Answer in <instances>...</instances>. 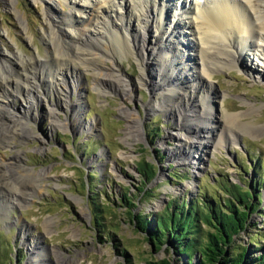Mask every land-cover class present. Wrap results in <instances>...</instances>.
Segmentation results:
<instances>
[{"label": "rangeland", "instance_id": "1", "mask_svg": "<svg viewBox=\"0 0 264 264\" xmlns=\"http://www.w3.org/2000/svg\"><path fill=\"white\" fill-rule=\"evenodd\" d=\"M77 1L82 4V0ZM48 4L57 10L56 14L51 13L53 18L70 21L68 12L74 10L70 0H0V62L13 54L23 59L46 58L49 24L44 10ZM58 26L70 31L65 24ZM159 51L166 54V49ZM147 56L148 53L144 56L123 48L116 53L117 73L134 87L130 100L115 84H96L94 68L80 58L70 62L81 71L76 73L81 77L80 90L74 82L66 87L40 84V98L30 99V109L27 97L11 90L9 96L0 94L5 100L9 98L8 111L13 117L0 116L2 130L13 127L0 139V164L8 163L7 168L18 174L28 172L25 181L29 184L24 190L26 201L21 205L0 207V264H147L161 259L169 264H186V258L168 251V245L152 251L145 235L129 221L127 207L119 198L128 195L136 205L134 213L152 215L169 201L189 200L202 189L207 195L217 189L226 199L228 196L217 188L220 179L243 187L249 182L256 184L258 199L254 202L258 211L249 215L251 225L235 239L245 247L247 256L264 252L263 236L256 234L257 243L251 240L256 232L264 234V57L259 60L254 56L256 67H263L257 78L241 67H225L210 72L211 89L204 86L206 92L193 94L188 90L189 105L185 104L183 113H191L194 104L202 112L207 111L208 104L212 105L216 130H221L223 136L212 147L201 146L205 154L200 156L197 148L180 146L175 136L185 134L178 125L184 121L177 119L183 113L178 109L170 113L173 109L169 105L168 112L148 110L147 104L161 97L151 90L161 80L150 74L148 67L145 84L137 85L140 61L150 62ZM105 64L111 63L107 60ZM152 65L149 66L157 68ZM148 75L156 84L147 81ZM220 94H225L223 100L218 97ZM209 95L212 100L206 98V104L203 100ZM78 98L81 104L75 112ZM247 103H253L257 112L239 117L241 122L235 119L229 123L226 115L245 112ZM24 109L28 112L21 111ZM124 109L127 114L138 115L141 122H130L126 113H121ZM137 127L142 137L136 134ZM142 162L152 165L154 177L141 191L138 166ZM30 169L45 171V175L34 179L27 171ZM92 170L95 173L91 178ZM173 171L182 174L177 175L181 178L174 177ZM8 182L9 186L0 187V201L9 199L6 195L10 191H16L15 184ZM90 183L94 194L88 190ZM36 184L41 187L40 193H34ZM94 201L100 208L98 214L93 212ZM97 223H102L103 228ZM124 249L126 254L122 255ZM193 264H197L196 260Z\"/></svg>", "mask_w": 264, "mask_h": 264}, {"label": "bare ground", "instance_id": "2", "mask_svg": "<svg viewBox=\"0 0 264 264\" xmlns=\"http://www.w3.org/2000/svg\"><path fill=\"white\" fill-rule=\"evenodd\" d=\"M70 5L74 9L68 12L70 21L58 15V19L53 18L51 13L56 14L57 10L51 4L44 10L49 24L45 37L49 47L44 60L29 57L23 59L13 54V57L0 62V94L10 95L11 90L14 94L27 97V108L30 109L33 105L30 99L40 98L37 94L40 84L49 88L53 84L66 87L70 82H74L75 87L80 90L81 77L78 74L81 71L74 69L70 63L73 58H80L82 62L85 61L86 66L94 68L98 82L96 84L106 85L109 82L113 87L116 85L130 100L134 91L132 82L127 84L126 81L129 80L116 71V53L119 48H123L130 52L143 53L144 56L148 53L150 62L140 61L141 70L137 85L145 84L143 78L148 67L149 73L156 74L161 80L160 84H156V81L149 80V75L146 77L148 82L156 84L151 88L152 93L161 96L147 104L148 110L168 112L171 107L173 111L170 110V113H174L175 109L183 113L189 91L192 94L204 92V86L207 89L213 86L210 82V72L225 67H241L257 78L263 68H257L253 59L254 56L259 60L264 57V0H82V4L77 0H70ZM75 12L82 13L83 16ZM61 24H65L70 31L58 26ZM187 32L189 34H186ZM160 38L163 41L160 42ZM159 48L166 49V54L161 53ZM107 60L111 64H105ZM16 64L19 65L18 68L14 67ZM152 64L157 68H151ZM194 71H198V75ZM21 83L26 85L22 86ZM159 87L165 90H160ZM0 97V116L4 115L13 120L8 111L9 98L5 100L4 96ZM218 97L223 100L225 94ZM206 98L212 100L209 95V98L204 97L203 102ZM79 100L78 98L74 106L75 112L81 104ZM208 102L209 100L204 103ZM247 104L245 112L226 115L231 120L229 123H233L235 119L240 121L239 117L243 115L257 112L253 103ZM195 106L194 104L191 107V113H183V117L181 114L177 116V119L184 121L177 124L185 134L182 136L181 133H176L175 136L180 146L189 147L190 150L197 148L201 156L205 154V151L200 149L201 146L212 147V143H220L223 136L221 130H216L213 106L208 104L206 112L199 111ZM28 109L21 111L27 113ZM53 110L50 108L51 113ZM121 111L126 113L130 122L134 119L138 123L141 122L138 115L127 114L125 109ZM91 127L92 125L89 129ZM139 127L135 129L136 134L142 137ZM12 128H1L0 139L6 137V133ZM181 153L186 155L185 152ZM8 165L0 164V187L9 186L10 180L15 184L16 191H10V194L6 195L9 199L0 201V207L4 209L26 201L27 194L24 190L29 188L25 181L28 172L18 174L9 170ZM27 171L34 179L45 175V171ZM33 190L34 193H40L41 187L36 184Z\"/></svg>", "mask_w": 264, "mask_h": 264}, {"label": "trees", "instance_id": "3", "mask_svg": "<svg viewBox=\"0 0 264 264\" xmlns=\"http://www.w3.org/2000/svg\"><path fill=\"white\" fill-rule=\"evenodd\" d=\"M138 171L142 177V191L154 177V171L152 165L146 162L138 166ZM93 173L95 170L89 172L91 178ZM172 175L181 178L177 175L182 174L173 171ZM91 184H88V190L94 194ZM254 186L249 182L243 187L242 184L220 179L217 188L228 196L226 199L217 193V189L209 195L202 189L199 195L189 200L176 198L169 201L161 211L152 215L134 213L136 205L126 194L119 201L127 207L129 221L135 224L139 233L145 235L146 242L154 252L168 245V251L185 257L186 264H193L194 260L197 264H264V252L254 257L247 256L245 247L235 239L251 225L249 215L258 211L254 202L256 197L258 199ZM92 204L93 212L98 214V204L95 201ZM261 215L264 219V212ZM97 224L102 227V223ZM259 233L252 236V242L257 243V235L264 237ZM121 252L122 255L126 254L125 249ZM147 264L169 263L161 259L150 260Z\"/></svg>", "mask_w": 264, "mask_h": 264}]
</instances>
